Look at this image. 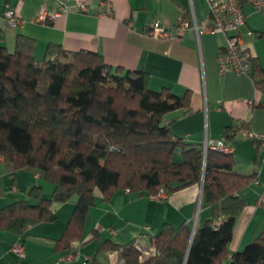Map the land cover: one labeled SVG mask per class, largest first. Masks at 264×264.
I'll return each mask as SVG.
<instances>
[{
    "label": "trees",
    "instance_id": "1",
    "mask_svg": "<svg viewBox=\"0 0 264 264\" xmlns=\"http://www.w3.org/2000/svg\"><path fill=\"white\" fill-rule=\"evenodd\" d=\"M245 1L240 0L242 7ZM35 47L33 39L18 34L10 52L0 31V163L41 170L54 190L44 197L35 187L30 197L37 204L27 200L1 208L0 230L23 235L31 225L54 222V204L76 199L57 241L58 251L69 252L83 237L96 191L110 202L119 191L170 193L204 178L211 218L194 235L187 223L165 224L148 237L158 254L146 262L133 242L107 240L98 253L118 252L125 264H185L186 258V264H264V225L243 251L229 257L236 221L247 206L242 192L258 182V175L237 173L232 154L209 150L205 156L203 146L187 144L164 122L168 113L191 111L190 92L153 90L148 73L112 67L99 52L51 44L40 60ZM254 70L256 86L264 90V76L253 61ZM237 129L226 127L228 145ZM254 140L260 148L263 141ZM260 205L264 208V201Z\"/></svg>",
    "mask_w": 264,
    "mask_h": 264
},
{
    "label": "crops",
    "instance_id": "2",
    "mask_svg": "<svg viewBox=\"0 0 264 264\" xmlns=\"http://www.w3.org/2000/svg\"><path fill=\"white\" fill-rule=\"evenodd\" d=\"M63 3L64 0H0V31L8 50L14 52L17 35L22 34L35 41L37 59L44 57L51 44L71 52H99L112 67L148 73L153 90L168 88L177 96L190 92L191 111L168 113L164 122L175 136L194 147L211 140L227 143L226 127L238 128L228 152L235 159V171L258 175V182L242 192L247 206L236 221L229 257L243 251L264 225V208L260 205L264 201V140L259 148L251 136L264 135V90L256 86L255 70L250 75L221 72L217 57L226 46L228 35L197 37L190 30L181 38L176 37L180 16L195 20L199 26L207 22V2L91 0L90 13L70 12L46 26L34 23L39 12L58 11ZM242 8L243 41L254 57V69H260L264 76V16L247 1ZM8 9H14L20 16L19 27L7 25L4 13ZM106 11L110 15H104ZM156 21L169 37L147 34ZM179 154L177 151L176 155ZM35 187L41 188L44 197L54 190L41 170L29 167L16 170L12 163H0V209L18 201L37 204L30 197ZM166 194L165 198H155L147 192L123 190L107 202L96 191L83 237L72 242L69 252L58 251L57 241L64 234L77 200L54 204L52 209L57 217L54 222L31 225L23 235L0 230V264H125L118 252L98 253L100 244L111 240L128 245L140 235L157 236L165 224L180 227L187 223L197 228L211 218L202 184ZM17 246L22 247L24 256L15 253ZM69 253L77 258L66 262L63 258Z\"/></svg>",
    "mask_w": 264,
    "mask_h": 264
},
{
    "label": "built area",
    "instance_id": "3",
    "mask_svg": "<svg viewBox=\"0 0 264 264\" xmlns=\"http://www.w3.org/2000/svg\"><path fill=\"white\" fill-rule=\"evenodd\" d=\"M209 7V18L207 22L199 26L195 20L188 21L180 16L177 20V38H181L188 31L193 30L197 37L204 34L224 33L228 35L227 44L218 54V62L222 73L235 72L238 74L250 75L253 72L254 57L249 48L243 41L241 29L245 25V14L240 4V0H205ZM252 8L264 16V0H247ZM91 0H64L60 10L47 12H39L34 23L41 25H50L61 15L70 12L90 13ZM109 8V5H108ZM6 23L11 28H17L22 24L20 16L14 9H8L4 13ZM104 15H110L106 11ZM147 34L156 38H166L170 35L158 21L151 25ZM252 35V33H249ZM253 139L264 140V135H253ZM204 155L206 156L209 150H216L228 153L230 147L224 141H206L204 146ZM257 183V182H256ZM166 191L161 189L159 193L154 195L155 198H165ZM133 245L139 252L141 262H146L158 254L154 244L148 242L145 235H140L133 241ZM19 256H24V251L21 246L14 249ZM77 256L69 253L63 258L66 262L75 260ZM122 263V262H121Z\"/></svg>",
    "mask_w": 264,
    "mask_h": 264
},
{
    "label": "water",
    "instance_id": "4",
    "mask_svg": "<svg viewBox=\"0 0 264 264\" xmlns=\"http://www.w3.org/2000/svg\"><path fill=\"white\" fill-rule=\"evenodd\" d=\"M201 184H202V187H203V184H204V178H203ZM195 230H196V227L194 226V227H193V235H194V233H195ZM192 238H193V237H192ZM191 243H192V240H191ZM190 247H191V244H190ZM190 247H189V249H188V254H189ZM187 257H188V255H187ZM186 262H187V258H186L185 264H186Z\"/></svg>",
    "mask_w": 264,
    "mask_h": 264
},
{
    "label": "rangeland",
    "instance_id": "5",
    "mask_svg": "<svg viewBox=\"0 0 264 264\" xmlns=\"http://www.w3.org/2000/svg\"><path fill=\"white\" fill-rule=\"evenodd\" d=\"M176 159H177L178 161L181 160V156H180V154L177 155Z\"/></svg>",
    "mask_w": 264,
    "mask_h": 264
}]
</instances>
